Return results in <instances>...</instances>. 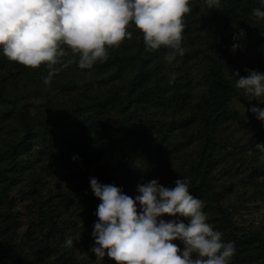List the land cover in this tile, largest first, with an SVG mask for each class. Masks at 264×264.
Listing matches in <instances>:
<instances>
[{
	"label": "trees",
	"instance_id": "obj_1",
	"mask_svg": "<svg viewBox=\"0 0 264 264\" xmlns=\"http://www.w3.org/2000/svg\"><path fill=\"white\" fill-rule=\"evenodd\" d=\"M189 7L184 51L172 60L166 46L146 47L132 22L133 38L89 69L62 45L61 63L73 62L56 65L48 85L46 65L24 66L0 53V264H81L79 243L63 242L76 230L91 234L97 220L90 177L131 197L151 179L173 187L186 178L206 222L233 242L230 264H253L238 217L264 201V151L257 147L264 124L253 119L245 130L235 105L249 100L231 74L264 73V20L251 11L260 2L221 0L208 9L190 0ZM37 93L42 106L29 102Z\"/></svg>",
	"mask_w": 264,
	"mask_h": 264
},
{
	"label": "clouds",
	"instance_id": "obj_2",
	"mask_svg": "<svg viewBox=\"0 0 264 264\" xmlns=\"http://www.w3.org/2000/svg\"><path fill=\"white\" fill-rule=\"evenodd\" d=\"M205 7H218L221 0H203ZM190 0H0V53L24 66L49 69L43 77L48 85L66 55L63 46L78 53L80 69L108 58V48L118 47L131 38L127 26L132 22L142 34L146 47L171 50L166 59L183 54L182 18L190 11ZM252 15L264 20V0ZM245 35L241 29L238 34ZM238 45L233 43L232 50ZM235 86L248 100L264 103V73L245 69ZM264 124V107L247 109ZM264 151V143H257ZM76 159L75 156L72 157ZM89 187L100 203L92 225L89 249L102 264L107 255L116 264H230L235 254L233 242L225 241L220 231L206 222L203 201L190 194L188 180L178 178L173 187L157 179L137 184L131 197L114 184H102L89 178ZM139 209V210H138ZM165 215L174 219L163 218ZM184 218V219H180ZM186 221V222H185ZM80 239V232L64 239L70 248ZM179 240L183 248L173 241ZM106 250V251H105Z\"/></svg>",
	"mask_w": 264,
	"mask_h": 264
},
{
	"label": "rangeland",
	"instance_id": "obj_3",
	"mask_svg": "<svg viewBox=\"0 0 264 264\" xmlns=\"http://www.w3.org/2000/svg\"><path fill=\"white\" fill-rule=\"evenodd\" d=\"M256 1L260 2V0H256ZM131 26L132 25L129 24L127 27H131ZM131 38H133L132 33H131ZM131 38H128V41ZM37 95L38 96H33L29 102L34 105L42 106L45 100L41 96L42 95L41 93H37ZM253 105L257 107H261L260 102H258L256 99H252L247 102L240 101L235 105L242 112V117L246 122L245 130H248L250 128L251 125L249 122L253 119H256L253 113L247 111V109ZM56 110L54 109L53 111ZM80 172L81 171H79V173ZM91 176H98V175H96L95 172H92ZM77 178L79 179V177ZM72 183H73L72 186H75L78 183V180L76 181L74 179ZM48 184L51 185L49 182ZM60 184L61 183H59V185ZM124 193L126 194V192ZM262 202L263 203L260 208H256L254 206L251 208L249 207V209L243 211L238 217L239 224L244 228L242 234H240L239 240L243 242L245 248H247V250H249V252L251 253L252 256L251 260L253 261V264H264V253L261 252L262 250L264 251V218L262 217V214L264 213V206H263L264 201ZM22 205H23L22 203H19L20 207ZM20 209L23 211L22 207ZM79 232H80V239L77 241L79 243L77 252L79 254V260L81 264H101V262L98 259H96L95 255L89 250L94 243L93 239L91 238V234H87L83 230H78V231L76 230V233ZM173 243L177 244L178 247H180L181 249L183 248V244L181 241L176 240L173 241ZM240 261H242V257L238 259V262ZM102 264H116V262L108 258L107 255H105V257H103L102 259Z\"/></svg>",
	"mask_w": 264,
	"mask_h": 264
}]
</instances>
